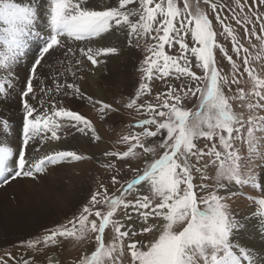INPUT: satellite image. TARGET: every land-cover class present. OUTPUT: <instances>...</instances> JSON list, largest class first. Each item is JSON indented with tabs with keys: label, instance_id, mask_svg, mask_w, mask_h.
Returning a JSON list of instances; mask_svg holds the SVG:
<instances>
[{
	"label": "snow or ice",
	"instance_id": "6c2138e0",
	"mask_svg": "<svg viewBox=\"0 0 264 264\" xmlns=\"http://www.w3.org/2000/svg\"><path fill=\"white\" fill-rule=\"evenodd\" d=\"M122 45L143 53L139 78L106 102L91 85ZM13 96L21 142L0 116V189L98 171L65 222L0 234V264H264V0H0V103ZM72 101L127 131L104 147ZM77 134L98 151L60 144Z\"/></svg>",
	"mask_w": 264,
	"mask_h": 264
},
{
	"label": "bare ground",
	"instance_id": "6f19581e",
	"mask_svg": "<svg viewBox=\"0 0 264 264\" xmlns=\"http://www.w3.org/2000/svg\"><path fill=\"white\" fill-rule=\"evenodd\" d=\"M36 50L33 47L19 62L17 91H19V83H22L27 75ZM135 51V48L122 47L121 53L117 57L110 59L106 65L102 61V71L96 74V79L100 81V85H91L97 97L103 99L107 97V86L111 85L110 83L122 85L125 92L134 84L131 78V68L133 69L136 61L137 54ZM104 73H107V76ZM89 84L90 81L88 80L84 86ZM71 103L76 106L82 105L79 101H72ZM17 114H19V104L15 96L0 103V116L8 119L10 122H14L11 132L6 137V142L12 146H17L21 142V124L17 121ZM4 138L3 130L0 129V139ZM79 141L83 142L84 140L79 139ZM60 144L65 148H74V143L68 140H63ZM53 146H56V142H53ZM103 146L107 147L106 144ZM67 170L66 168L64 171L52 172L51 175L45 176L47 180L44 177L36 185L13 182L6 190L0 189V234L10 239L20 238L34 232L42 225L52 222L55 216L70 214L74 205L82 199V196L78 195L79 192L77 193L75 188L73 189L72 187L66 192L65 188L67 184L65 180L67 178ZM12 193L16 194L18 202L9 200V196ZM62 204L64 207L59 206ZM248 211V208L233 209V212L241 219V222L246 225L249 222L244 217Z\"/></svg>",
	"mask_w": 264,
	"mask_h": 264
},
{
	"label": "rangeland",
	"instance_id": "374dc122",
	"mask_svg": "<svg viewBox=\"0 0 264 264\" xmlns=\"http://www.w3.org/2000/svg\"><path fill=\"white\" fill-rule=\"evenodd\" d=\"M25 2H26V0H25ZM35 43H40V41H36ZM142 45H143V42H141V46ZM122 47H126V46L123 45ZM125 50H127V49H125ZM135 52L137 54L136 55V61H135V65H134L133 69L131 68V78L133 79L134 83L139 78V73L137 71L138 59H139V57H141L143 55V53L137 49ZM253 55H255V50H253ZM242 79H246V77H244ZM117 81H119V80H117ZM87 82H88L87 78L84 81H80L82 86H84V84H86ZM110 84L111 85L107 86L108 95L104 99L106 102H113L114 93L125 92L124 91L125 89L123 88L122 85H119L118 83H110ZM241 86L246 87V85H244L243 83ZM114 91H116V92H114ZM70 104H71V107L73 109L80 111L81 114H83L86 117L91 118L93 120V122L95 123L99 133L102 135L104 140L107 142L106 146L109 149H111L113 147L114 142L119 138L120 134L127 131V128H125L123 124L114 125L112 117H110L107 122L102 121L99 113L92 106L84 107L83 104L80 106H76L74 104L72 105L71 102H70ZM188 107L190 109L194 108V104H189ZM16 118H17V121L20 123V121H21L20 113L17 114ZM121 119H124V118H121ZM128 122L131 123L132 121L128 120ZM78 137H79V134H77V136H69L66 140L73 142L74 143L73 146L76 150L84 151L85 153H89V154L98 151L97 146L88 145L85 143V141L80 142ZM119 147H123V146H119ZM67 169H68L66 172L67 178L65 180V183L67 184L66 188H65L66 192L71 187L73 189L75 188V191H77V193L79 192L78 195H81L83 198L84 196L87 195L88 188L90 186H92V180L90 178V175L94 176L97 174L98 166L93 164L91 161H85V162L74 164V165L68 167ZM45 180H47V177H45ZM59 206L64 207L63 204L59 205ZM239 208L244 209V208H248V207L241 205L239 207L234 206L233 209L237 210ZM66 219H67V215L60 214L58 216H55L54 220L52 222L48 223L47 225L51 226V225H54L58 222L63 223L66 221ZM24 236H26V235H24ZM80 252H81V250L77 249L75 251H72L70 253V255L75 256V255L80 254Z\"/></svg>",
	"mask_w": 264,
	"mask_h": 264
}]
</instances>
